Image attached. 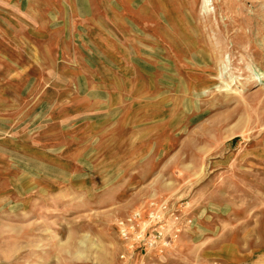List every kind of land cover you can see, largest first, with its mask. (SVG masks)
Instances as JSON below:
<instances>
[{"label":"rangeland","instance_id":"1","mask_svg":"<svg viewBox=\"0 0 264 264\" xmlns=\"http://www.w3.org/2000/svg\"><path fill=\"white\" fill-rule=\"evenodd\" d=\"M0 264H264V0H0Z\"/></svg>","mask_w":264,"mask_h":264},{"label":"built area","instance_id":"2","mask_svg":"<svg viewBox=\"0 0 264 264\" xmlns=\"http://www.w3.org/2000/svg\"><path fill=\"white\" fill-rule=\"evenodd\" d=\"M141 219H142V215L140 213H134L129 218L122 219L119 223L120 236L125 240L131 239V237L137 231L136 226H138L139 223H141V225L143 224L142 222H139L141 221ZM137 236L138 238L141 237L140 234H138ZM154 244H155L154 240L146 241V245L150 247L154 246Z\"/></svg>","mask_w":264,"mask_h":264}]
</instances>
